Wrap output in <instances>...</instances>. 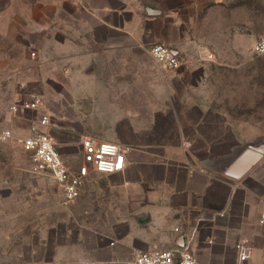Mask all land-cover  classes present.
<instances>
[{"label": "crops", "instance_id": "obj_1", "mask_svg": "<svg viewBox=\"0 0 264 264\" xmlns=\"http://www.w3.org/2000/svg\"><path fill=\"white\" fill-rule=\"evenodd\" d=\"M54 16L55 73L73 78L44 76L43 101H117L105 140L128 149L127 163L91 171L78 198L54 207L52 224L39 210L41 225L23 243L26 264H128L138 251L184 246L204 264H236L243 239L264 264L263 157L239 178L224 172L221 115L206 107L207 68L198 64L213 54L189 50L181 6L57 0ZM165 37L183 62L176 70L149 52Z\"/></svg>", "mask_w": 264, "mask_h": 264}, {"label": "rangeland", "instance_id": "obj_2", "mask_svg": "<svg viewBox=\"0 0 264 264\" xmlns=\"http://www.w3.org/2000/svg\"><path fill=\"white\" fill-rule=\"evenodd\" d=\"M56 1L0 0V132L8 128L13 135L8 140L0 138V264H26L23 243L39 221L41 225L38 211L45 210L46 223L52 224L54 207L67 206L62 204L58 186L49 175L35 170L31 153L17 138L27 136L34 127L45 130L66 164L75 168L81 161L84 136L105 140L114 133L117 101H112L114 105H108L109 101H44L39 110L11 109L31 93L41 95L44 76L52 84L73 78L55 73L59 62L54 50ZM160 3L166 8L181 6L190 51L196 45L213 54L198 64L207 68L206 107L221 115L222 152L218 155L226 172L243 152L264 148V54L253 52L254 43L264 35V0ZM154 44L168 43L165 37ZM44 114L50 124L39 127ZM208 127L212 131L213 125ZM234 149L237 153L228 154Z\"/></svg>", "mask_w": 264, "mask_h": 264}, {"label": "built area", "instance_id": "obj_3", "mask_svg": "<svg viewBox=\"0 0 264 264\" xmlns=\"http://www.w3.org/2000/svg\"><path fill=\"white\" fill-rule=\"evenodd\" d=\"M149 52L157 64L167 70H176L182 65V59L168 44H155ZM255 54H264V35L260 36L253 45ZM211 57V56H210ZM44 105L41 95L31 93L27 99H21L13 104L11 109L15 112H28L39 110ZM50 117L44 114L39 127H47ZM0 138L8 140L13 138L8 128L0 132ZM18 144L31 153V160L37 172L46 173L58 186L62 195V204L69 205L79 197L85 180L91 171L111 174L121 172L127 163V148L109 140H98L86 135L82 139V157L77 167H69L63 159L54 140L43 129L34 130L27 136L17 138ZM264 218V215H263ZM237 253L236 264H255L251 258L254 253L253 244L243 239L235 244ZM128 264H204L193 253L189 246L182 248L138 251Z\"/></svg>", "mask_w": 264, "mask_h": 264}, {"label": "water", "instance_id": "obj_4", "mask_svg": "<svg viewBox=\"0 0 264 264\" xmlns=\"http://www.w3.org/2000/svg\"><path fill=\"white\" fill-rule=\"evenodd\" d=\"M264 155V148L249 149L240 154L226 169V174L239 178Z\"/></svg>", "mask_w": 264, "mask_h": 264}]
</instances>
